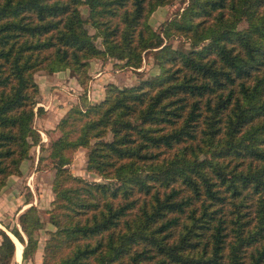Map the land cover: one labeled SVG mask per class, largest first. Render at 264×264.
Returning <instances> with one entry per match:
<instances>
[{
    "label": "trees",
    "instance_id": "obj_1",
    "mask_svg": "<svg viewBox=\"0 0 264 264\" xmlns=\"http://www.w3.org/2000/svg\"><path fill=\"white\" fill-rule=\"evenodd\" d=\"M172 1L0 0V191L44 149L37 71L70 68L86 85L91 59L138 68L150 50L160 66L108 83L99 101L83 95L58 122L42 264H264V0H189L154 29L151 14ZM80 147L104 180L70 169ZM43 225L32 203L7 226L23 259ZM8 230L0 264L15 258Z\"/></svg>",
    "mask_w": 264,
    "mask_h": 264
},
{
    "label": "rangeland",
    "instance_id": "obj_2",
    "mask_svg": "<svg viewBox=\"0 0 264 264\" xmlns=\"http://www.w3.org/2000/svg\"><path fill=\"white\" fill-rule=\"evenodd\" d=\"M188 1L189 0H173L171 3L165 4V7L158 9L159 11H154L150 16L152 27L156 30H161L163 24L176 12L181 11L187 5ZM83 14L84 16H88L89 14L87 5L83 6ZM245 25L246 21L240 24V26ZM90 29L91 31L94 30L92 27ZM169 40L172 41L175 47L188 46V42L182 38L176 37ZM97 42L101 45V38H98ZM125 61V59L114 56L93 58L90 61L88 69L89 77L86 85H82L78 77L73 74L72 71L71 74L76 78L77 84L68 85L66 87L63 85L61 87L60 83H56L54 87L57 88H55L54 91L58 92L60 95L66 94L68 100L67 110L60 116L55 112L50 113V116L47 114L49 111L47 109L48 105L46 101L43 100L42 88L38 84L39 94L36 109L37 107L40 109L35 117L34 125L40 131L42 130L40 133L44 149L41 148L40 144H34L30 149L27 159L22 163V166L20 165L22 173L9 177L6 184L2 187L0 191V223L3 224V228L7 230V226L18 224L19 214L33 203L39 208L44 225L35 231V235L38 238V248L35 253L27 259L22 258L20 261L13 258L11 264H42L46 241L50 236V231L56 228L50 221L49 212L53 207V200L55 197L53 179L56 171L55 168L52 167L53 158L49 156V153L51 140L55 139L59 134L57 124L61 118L71 107L82 103L83 95L92 102L101 100L105 95L106 86L110 82H114L119 86H129L137 84L145 78L153 77L160 72V66L155 53L151 50L144 54L141 67L134 68L128 66L125 64ZM107 77H112V79H108ZM100 88L102 92H104L103 95L98 99H94L93 92H101ZM47 123L50 126H47ZM87 153L88 148L86 147H80L75 151L73 153L72 163L69 164L70 169L73 173L79 174L88 180H104L96 173L86 169ZM41 155L44 158L40 160L39 157Z\"/></svg>",
    "mask_w": 264,
    "mask_h": 264
},
{
    "label": "crops",
    "instance_id": "obj_3",
    "mask_svg": "<svg viewBox=\"0 0 264 264\" xmlns=\"http://www.w3.org/2000/svg\"><path fill=\"white\" fill-rule=\"evenodd\" d=\"M161 7H165V6L160 5L155 11H157ZM94 60H97V59H94ZM102 72H104V71H102ZM35 77H36V81L38 82V84L42 88V93L44 96L43 100H45L47 105H48L47 109L49 111L47 114H49V116H50V113L55 112V113H58L60 116L62 113H64L67 110V106H68L67 101L68 100H67L66 94L60 95L58 92L54 91V89L57 88V87H54V85L56 83H60L61 87L63 85L66 87L68 85L77 84L76 78L73 77V75L71 74V69L70 68H64V69L54 71L53 73H49L46 70H39L36 72ZM108 79H112V77H110ZM110 81H114V80H110ZM48 86H49V89H48ZM102 89H103V87H102ZM102 89L100 88L101 92H97V93L93 92L94 99H98L99 97H101L103 95L104 92H102ZM44 91H46V92H44ZM47 126H50V125L48 124ZM26 159H27V157L21 162V164H20L21 166L23 165L22 163H24ZM13 175H15V174H11L9 177H13ZM38 200H39V198H38ZM32 201H33V199H32ZM0 227H3V224L0 223ZM1 240H2V237L0 235V241Z\"/></svg>",
    "mask_w": 264,
    "mask_h": 264
},
{
    "label": "bare ground",
    "instance_id": "obj_4",
    "mask_svg": "<svg viewBox=\"0 0 264 264\" xmlns=\"http://www.w3.org/2000/svg\"><path fill=\"white\" fill-rule=\"evenodd\" d=\"M11 236L14 238L15 242H16V255H15V259L17 261H20L22 259V253H23V244L12 234L10 233Z\"/></svg>",
    "mask_w": 264,
    "mask_h": 264
},
{
    "label": "water",
    "instance_id": "obj_5",
    "mask_svg": "<svg viewBox=\"0 0 264 264\" xmlns=\"http://www.w3.org/2000/svg\"><path fill=\"white\" fill-rule=\"evenodd\" d=\"M10 234V232H8Z\"/></svg>",
    "mask_w": 264,
    "mask_h": 264
}]
</instances>
